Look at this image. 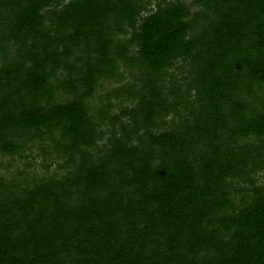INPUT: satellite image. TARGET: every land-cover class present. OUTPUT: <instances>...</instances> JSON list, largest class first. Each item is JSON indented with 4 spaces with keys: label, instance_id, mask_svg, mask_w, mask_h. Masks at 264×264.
<instances>
[{
    "label": "trees",
    "instance_id": "obj_1",
    "mask_svg": "<svg viewBox=\"0 0 264 264\" xmlns=\"http://www.w3.org/2000/svg\"><path fill=\"white\" fill-rule=\"evenodd\" d=\"M0 264H264V0H0Z\"/></svg>",
    "mask_w": 264,
    "mask_h": 264
},
{
    "label": "rangeland",
    "instance_id": "obj_2",
    "mask_svg": "<svg viewBox=\"0 0 264 264\" xmlns=\"http://www.w3.org/2000/svg\"><path fill=\"white\" fill-rule=\"evenodd\" d=\"M188 1H190V0H188ZM104 91H106V89L104 90V89H100V88H99V89L97 90L96 93H97V94H99V93H104ZM115 109H117V108H115ZM37 155L40 156V154H38V153H37ZM40 158H41V156H40ZM5 159H7V158H5ZM39 160H40V159H39ZM16 164H17V163H16ZM20 164H22V162H20ZM14 166H16V165L14 164ZM14 168H15V167H14Z\"/></svg>",
    "mask_w": 264,
    "mask_h": 264
}]
</instances>
